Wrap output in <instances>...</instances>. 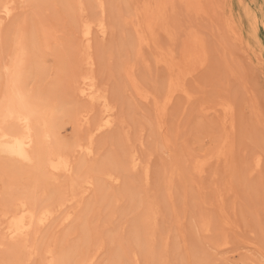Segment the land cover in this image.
<instances>
[{
	"label": "rangeland",
	"instance_id": "rangeland-1",
	"mask_svg": "<svg viewBox=\"0 0 264 264\" xmlns=\"http://www.w3.org/2000/svg\"><path fill=\"white\" fill-rule=\"evenodd\" d=\"M9 1L11 17L0 12V101L4 68L22 34L24 89L58 111L60 138L86 148L105 99L115 122L94 135L92 153L72 152L73 164H81L75 188L65 172H50L46 180L29 174L32 165L0 160V264H45L55 253L69 264H264V0H204L201 14L176 0L174 12L165 8L152 31L144 27V11L155 0ZM85 22L94 25L89 40L82 36ZM192 29L205 39L209 56L203 70L191 73L196 60L183 70L177 62L182 65L183 40ZM127 69L149 91L148 100L136 94ZM85 77L98 99L80 94ZM174 77L185 91L174 97L159 129L151 100L164 99ZM208 156L204 174L198 173L196 160ZM24 197L55 214L27 244L6 232Z\"/></svg>",
	"mask_w": 264,
	"mask_h": 264
},
{
	"label": "bare ground",
	"instance_id": "bare-ground-1",
	"mask_svg": "<svg viewBox=\"0 0 264 264\" xmlns=\"http://www.w3.org/2000/svg\"><path fill=\"white\" fill-rule=\"evenodd\" d=\"M78 1H80V0H78ZM155 1H154L155 2L154 6L149 4L152 7L151 6L148 7L146 4V7H145L146 8L144 11L145 17L144 16L143 17L145 20L144 21V27L147 29L146 31H152V29L155 26H158L159 24H157L158 23L157 21L161 20L162 17H160V16H162V14H164L162 12L165 11V8H168V7L171 8L170 6H172L174 8V3L176 5L178 2L179 3L181 2L183 5L186 6V8L188 10H191V12H192V10H195L198 14L203 13L205 10L207 11V9H205L206 6L204 3V0H177L178 2H175L176 0H155ZM106 2H107V0H106ZM106 2H105V4H106ZM24 3H26V2L24 1ZM0 6H1L0 12H2L3 16L9 17L11 14H13V12H12L13 8L11 7L9 0H0ZM100 7L104 11L105 6L103 3H101ZM173 8H171L170 11L174 12L172 10ZM175 9L176 8H174V10ZM166 11H167V9H166ZM137 14H139V13H137ZM170 15H171V13H170ZM133 27H134V25H133ZM160 27H161V25H160ZM135 29L138 33L140 42L143 43V45H144L146 37L144 38V31H142V26L140 24H136ZM48 33H50V32H48ZM93 33H94V25L92 24V22H85L82 24V34H83L82 36H83L84 40H89L91 38V36L93 35ZM23 37H22V34H21V36L17 37L18 38V40H17V46H18L17 52H16L15 56L13 57V60L10 63V65L8 64L9 66L7 65V67L5 66L6 68H4V72H5L6 77L4 78V83H3L5 85V86L3 85V87H5V89L4 88L3 89H4L5 93L3 91L4 96H2L3 97V99L1 100L2 102L0 101L1 102L0 103V160L3 159L4 166L8 165L9 167L12 166V164H10V163H13V162L24 163V165L29 164V166L32 165L33 168L31 167L32 170H30L29 174L31 173V175H32V173H35L39 177H42L46 180H47V178H49L50 172L60 173V174H61V172H65L69 176L68 182H69V187L71 188V187H73L74 183L76 182V180L74 179V175H77V173L81 169V167H80L81 164H80V166L73 164V162L71 160V154H74V153H72V152L75 150H80V149L82 151L84 149L87 153H92L94 151V148H95L94 142H93L94 135L96 133L102 131V130H106L108 128H111L114 125L115 120H114L113 114L111 112V109H110V107L107 104L106 99H105L102 101V102H104V104H103L104 106L102 105L103 106V112L99 116H97L96 119L94 120L93 128L89 133L90 144L88 146H86V148H84V146L80 142H69V141H67L66 140L67 138L65 136H63L64 139H62V137L60 138V136H61L60 135V129L62 130V127L60 125L61 123L55 122V119L57 118V117H55V114L58 111L56 113H54V111H55L54 109L48 111L51 108H49L47 110L41 104V101L39 102V99L35 100L34 99L35 96H33V95L31 96V94L27 93L28 90L26 92V90L24 89L25 88L24 82L26 80L25 75L27 76V74L25 72V69H27V65H26V54L27 53L25 54V52H26L25 47L27 45L23 42V40H22ZM202 37L195 30L190 31L188 34V37H185V39L183 40V50L181 49L182 51H180V52H182V55H183L182 56V65L180 63L181 61L180 62L175 61V63L177 62V64H179V66L177 64H175L179 67V69L181 68L183 70V68H185L186 65L190 64V62H192L191 63L192 65H188L189 68L194 67L193 62L195 60H196L195 65L197 63L198 64L194 67L193 70H191V71L189 70L191 73L194 71H196V72L199 71L196 69L203 70L202 68L204 66H207V64H206V60H207L206 55H208V54H206L207 45L205 44V41H204L205 39ZM13 53H14V51H13ZM166 58H168V57L166 56ZM173 63L174 62H172V61L169 63L170 67H172L174 65ZM168 66L169 65H167V67ZM177 66H176V69H178ZM189 71H188V73H189L188 75L191 76L192 74ZM179 72H180V70H179ZM183 73L187 75V71H185ZM126 74H127L128 78L130 79L133 88L137 92L136 94H138L141 97V99L144 98L145 100H148L150 98L149 97L150 93H148L149 91L143 90L142 88H140L141 86L139 87L138 83L136 82L137 80H135L136 77L134 78V76H133V72L130 69H127ZM171 74H172V72H171ZM0 76H1V73H0ZM182 76H183V74H182ZM178 77H180V76H178ZM175 78L176 77H174V79L170 78L171 80L168 83L167 95L165 96L164 99L159 100L158 98H153V100H151L153 102L154 107H155L157 118L159 120V126H158L159 129H163V126H162L163 119L167 115L169 105L172 102V100L174 99V97L176 95H179L178 94L179 92L185 91V88L180 85V82H182V81H180L181 78H180V80H179V78H177L179 81L175 80ZM184 78H185V75H184ZM182 84H183V82H182ZM183 86H184V84H183ZM78 89H79L80 94L83 97H87L92 101L94 99L99 98V96L97 95L98 93H97V90L95 87V83L90 79V77H85L82 81V85ZM37 98H39V97H36V99ZM58 108H59V106H58ZM46 112L47 113L49 112L48 117L45 116V115H47ZM230 112H231L230 107L225 108V113H227V116L231 114ZM80 120H82V119H80ZM84 120H85V118H84ZM56 123L58 126L56 125ZM90 125H91V123H90ZM223 141H224L222 143L223 145L218 150L217 156H221L224 153V148H225V145L227 143V137H225V139ZM88 155H90V154H88ZM209 156L207 158H200V159L196 160V169H197L198 173L204 172L205 166L211 157V156L210 157ZM131 163H132V166L134 169L137 168V166L139 165L138 159L136 158L135 154H132V156H131ZM259 163H260V161H259ZM259 163H256V164L258 165ZM0 164H2V162ZM14 172H15V170H14ZM145 174H146V177L149 176V169L145 170ZM51 176H53V175H51ZM34 177H36V176H34ZM54 178L55 177H53V179ZM80 178H82V177H80ZM54 181H56V180L54 179ZM50 182H51V180H50ZM79 182H81L80 179H79ZM91 184H92V181H91ZM10 185H11V183H10ZM79 185H81V184H79ZM10 187H12V185ZM61 187H64V186H61ZM73 188H75V187H73ZM59 193H61V192H59ZM63 194H65V192ZM29 196H31V195H29ZM30 198L31 197H29V198L24 197L23 199H20L19 205L17 204V206L14 209V211L12 212V214L9 215L10 219H9V222L7 223V226H6V229H7L6 232L9 235H11L12 237H14V236L23 237L22 240L24 242H26L25 244H27V241H29L31 239L30 238L31 235H33V237H34L35 236L34 233L37 234L36 229H37L38 225L43 226L45 224L52 223L54 221V218H55L54 210L52 207H49L46 204H45L46 205L45 207H41V205L39 204L40 202L38 203L37 200H30ZM221 203H224V202H221ZM82 207H83V205H82ZM62 216H64V215H62ZM65 217H64L65 220H69V218L71 219V215H67ZM208 217H209V215H208ZM209 222L206 219L203 220L202 228L204 231L208 232L211 229V225ZM63 223H65V222H63ZM2 224H0V227ZM39 245H40V243H39ZM46 252H49V251H46ZM51 255H52V253H51ZM56 255H57V253H55V255L53 254L52 258H50V260L48 262H45V264H69V263H67V261L65 262V260H64L65 255H62V256L60 255L61 257H58L59 255L58 256H56ZM91 255H92V253H91ZM83 260H84V258L82 259V261ZM87 260L89 261V259H87ZM136 260H135V262H136ZM76 263H78V262H76ZM89 263L91 264L92 262H88V264Z\"/></svg>",
	"mask_w": 264,
	"mask_h": 264
}]
</instances>
